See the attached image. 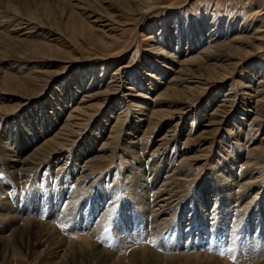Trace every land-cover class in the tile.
Returning <instances> with one entry per match:
<instances>
[{"label": "rangeland", "instance_id": "rangeland-1", "mask_svg": "<svg viewBox=\"0 0 264 264\" xmlns=\"http://www.w3.org/2000/svg\"><path fill=\"white\" fill-rule=\"evenodd\" d=\"M147 2L150 9L144 8ZM239 37L262 38L263 43H238ZM229 43L232 48L218 49ZM5 74L19 77L25 89L12 93L0 86V170L7 136L15 132L13 144L22 147L17 126L29 128L36 117L35 127L41 129L38 109V117L41 111L53 113L63 95L72 89L77 93L58 106V119L48 133L24 151L36 152V159L49 153L40 165L23 176L0 175V264L220 263L204 256L229 264H241V258L264 263L258 253L264 250V0H0V79ZM82 107L90 110L79 112ZM104 122L102 136L85 150L94 148L81 152L79 164L91 174L86 185L78 186L77 173L67 183L62 174L55 177ZM64 127L71 128L66 135L72 137L60 135ZM54 137L55 146H43ZM131 141H140L145 151L140 147L135 153ZM61 143L69 145L53 153ZM226 166L238 177H232L234 193L216 205L215 192H209V205L196 206L192 214L198 192L217 183L216 175ZM151 167L161 177L177 172L172 180L178 184L173 212H164L157 220L164 224L156 230L146 203L154 192L137 205L132 187L137 174ZM242 186L248 188L243 192ZM70 194L76 197L69 199ZM112 194L110 208L108 199L93 210L99 196ZM13 215L19 221H11ZM103 216L109 218L106 223ZM17 224L26 230L23 238L15 233ZM127 229L132 232L124 244ZM138 231L146 232L144 237ZM134 234L137 242H132ZM252 239L261 245L249 246L255 244ZM87 240L113 256L104 261ZM129 245L146 247L144 255L136 257L142 253ZM174 253L200 257L168 260Z\"/></svg>", "mask_w": 264, "mask_h": 264}, {"label": "bare ground", "instance_id": "bare-ground-1", "mask_svg": "<svg viewBox=\"0 0 264 264\" xmlns=\"http://www.w3.org/2000/svg\"><path fill=\"white\" fill-rule=\"evenodd\" d=\"M8 3V2H7ZM151 5H152V3H149V2H147V3H145V6H144V8H149L150 9V7H151ZM142 6V5H141ZM260 31V30H259ZM258 31V32H259ZM260 32H263V31H260ZM261 37V36H260ZM250 39H253V40H255V41H257V42H259V44H262L263 43V39L262 38H260V39H258V40H256V38H250ZM250 39H247L246 37H239L236 41L238 42V43H240V40L242 41V43H245V42H248L249 43V41H251ZM190 43V44H189ZM188 43V46L190 45V48H191V42H189ZM171 44V43H170ZM194 44V43H193ZM45 47V46H44ZM177 47L179 48L180 47V43H177ZM228 48H232V45H231V43H229V44H224V45H222V46H218V49H220V50H227ZM234 49V48H233ZM208 58V56L206 57V59ZM205 59V60H206ZM207 61V60H206ZM210 66V65H209ZM163 67H165V66H163ZM162 67V68H163ZM212 69H215V67L216 66H210ZM210 67H208V68H210ZM211 68H210V70H211ZM225 74H226V72H224V74H221L220 76L222 77L221 79H223V80H225L226 79V76H225ZM151 75H153V73L151 74ZM150 75V76H151ZM149 76V77H150ZM154 78V77H153ZM1 81H2V83H1ZM21 79L19 78V77H17V76H15L14 74H5L3 77H2V79H0V86L3 88V90H4V92L5 91H7V92H20L21 90H24L25 88H24V86L22 85V83H21ZM154 82V81H153ZM83 84V83H82ZM153 84V83H152ZM61 88V87H60ZM83 88V87H82ZM85 88V87H84ZM81 89V88H80ZM79 89V90H80ZM77 90L76 89H72L71 90V95H70V93L67 95V96H62L61 97V101H57L56 102V106L53 108V110L55 111V112H53V113H48V114H46V113H44V115H43V111H41L42 113H40V117H38L39 115H38V111H39V109H38V111H37V118L40 120V125H41V129H43L42 130V132H41V129H40V127L38 126H36L35 127V124H34V119L36 118H33L32 120L33 121H30V126H29V128H27L28 126H17L14 130H16L17 131V133H18V135L20 134V131H21V136H22V138H24V143H22V147H18V149L16 148V144L14 145L13 144V139H14V135H15V132H13V133H11L9 136H7V140H8V143L6 144V147H4V152H5V163H4V167L3 168H1L2 170H0V175H2V173L4 174V175H6V177H8V176H15V177H17V176H23V174H25L27 171H31L34 167H36V166H38V165H40V162H42L48 155H49V153H47L45 156H43V158H39V159H36V157L34 156L35 155V153L36 152H34L33 154L31 153V154H26V155H24V151L27 149L28 150V146L30 147V146H32L33 145V142L35 141V140H37L38 138H40L41 136H43L44 134H46V133H48V131H49V129L53 126V124H54V122L58 119V116H59V113H57V110L59 111V108H58V106H61L62 104H64L65 102H67V101H70V100H72V98L74 97V95H75V93H77L76 92ZM99 96V95H98ZM89 97H95V95L94 96H89ZM96 98V97H95ZM93 99V98H92ZM225 101V100H224ZM37 106V105H36ZM225 106V105H224ZM222 107V106H221ZM34 108H35V106L32 108V110H34ZM89 108L90 109H92V106L90 107L89 106ZM94 108V107H93ZM30 109V108H29ZM85 109H87L86 111V113H88V111L90 110V109H88V107L87 108H85V107H82V108H78L77 110L79 111V112H82V113H84L83 111L85 110ZM218 109V108H217ZM223 109H225V108H223ZM31 110V112H34V111H32ZM76 110V111H77ZM140 111H142V110H140ZM31 112H27V114L28 115H32L31 114ZM219 112V111H218ZM218 112H216V114H219ZM225 112V111H224ZM73 113V112H72ZM220 113H222V112H220ZM36 114V113H35ZM215 114V115H216ZM222 115V114H221ZM25 116H26V114H25ZM108 116H110L109 115V113L107 114V117ZM106 117V118H107ZM50 118V119H49ZM60 118V117H59ZM36 121V120H35ZM48 123H49V126H48ZM101 124V126H99V131H100V133H94V134H91L90 135V137H89V139H86V140H89V141H87L86 142V140H85V142H83L82 143V147H81V150H80V153L82 152V150H85V147L86 146H88L92 141L95 143V141L99 138V137H101L102 136V130L104 129V124H105V122L104 123H100ZM139 124H140V122H139ZM216 124V123H215ZM102 125H103V127H102ZM212 126H213V124H212ZM137 128H139L138 126H137ZM136 128V129H137ZM28 129V130H27ZM6 130V129H5ZM71 131V128L70 127H64L63 129H62V132L60 133V135H62V136H65L66 135V132H70ZM134 133V132H133ZM81 134V133H80ZM135 134V133H134ZM77 135V134H76ZM130 135V134H129ZM128 135V136H129ZM66 136H69V137H72V136H70V135H66ZM116 136V135H115ZM68 137V138H69ZM78 137V136H77ZM76 137V138H77ZM117 137V136H116ZM74 138V137H73ZM75 138V139H76ZM25 139H26V142H25ZM67 139V138H66ZM65 139V141H68V140H66ZM136 139H138V138H134V140H136ZM56 140H57V137H54V138H52V139H48V140H46L45 141V144L43 145V146H49L50 147V144H53L54 146L56 145ZM71 140L72 139H70V142H71ZM74 140V139H73ZM69 142V143H70ZM80 142V141H79ZM93 142H92V144H93ZM67 143V142H66ZM142 144V143H141ZM69 144H65V146H63V144L61 143L60 144V147H59V149H57V150H54V152L53 153H55V154H57L58 153V150H62V149H64V147H66V146H68ZM130 145H131V147H132V149H137V151L135 150V153H140V151H145L144 150V148L143 147H141L140 146V141H131L130 142ZM15 146V147H14ZM89 147V146H88ZM140 147H141V149H140ZM94 148V147H93ZM92 147H90V148H88V150L86 151H84L83 153H87V152H89V151H91L92 149H93ZM138 149H140V151L138 152ZM43 150V149H42ZM97 152H96V156H94L93 158H97L98 156H100V153L102 152V149H100V150H96ZM28 152V151H27ZM26 152V153H27ZM46 153V152H45ZM83 153H81V154H77L76 156V159H72L73 161H72V163L70 164V165H68V162L66 161V163L65 164H63V165H61L59 168H58V171L55 173V177H59V175H63V179H64V182L65 183H67V181H69V179H70V177L74 174L75 175V173H77V174H79V177H78V180H79V182H77V183H79L78 184V186H81V187H83V186H85L86 184H85V182H86V180L87 179H89L90 178V176H91V174H87V172H88V166L87 165H85V166H81L79 163V161H81V158L83 157ZM90 153V152H89ZM37 154H40V152L39 153H37ZM95 153H93V155H94ZM62 155V154H61ZM60 155V156H61ZM89 155V154H88ZM102 155V154H101ZM90 156V155H89ZM71 159V158H70ZM60 160V159H59ZM67 160H69V159H67ZM84 165V164H83ZM230 165V164H229ZM232 165H234L233 163H232ZM55 166V165H54ZM33 167V168H32ZM149 167V166H148ZM150 170L147 172L144 168H143V171L141 170L137 175L139 176V178H137V179H139L138 180V183H136V184H134V185H132V187H133V194L135 195V198H138V204L137 205H139V203H140V205H142V203L143 202H145V200H146V198H147V194L149 195L152 191L154 192V194H153V197H155L154 199H153V201L151 202L150 201V197H148L147 198V207L149 206L151 209H152V211H151V213H152V216L151 217H153L154 218V221H152L151 223H150V225L151 226H153L154 228H155V230H156V228L158 229V227H160V225H163V224H159L158 222H157V220H159L165 213L164 212H166V210L167 209H169V212H173V211H171L172 209V205H173V203L174 202H176L177 200H174V198H176V197H178L177 195H173V193L175 192V190L177 189V187H178V184H177V182H175L176 180H172L173 178H174V176H176L177 175V172H173V170H172V172L170 173H167V175H165V176H163V177H161V175L159 174V173H157L156 171H157V169L156 168H154V167H151V168H149ZM225 170H227V171H225ZM233 170H234V168H232V167H230V166H226L225 168H223V169H221L220 171L222 172V174L221 175H216L217 176V183H216V180L213 182V183H209L208 185H206L205 184V186H207L208 188L209 187H212L210 190H208V188H206L205 190H204V188H201V191H199L198 192V195H199V197L197 196V198L195 199L196 200V202L193 204L192 203V209H191V211H192V214L197 210L196 209V206H198L199 207V205L200 206H202V203H203V206L206 204H208L209 205V200H208V198H210V193L209 192H211V194H212V192L214 193L215 192V197H217V201H215L216 202V205L218 204V201H221V199H222V201H223V197L225 198V197H227L226 199H224V201L223 202H225L226 203V201H228L229 199L228 198H230L231 197V195H232V193H234V191H233V189L234 188H231V186H232V184H231V182H232V180H233V182L235 181L234 180V178L232 179V177H235V179H237L238 177H237V174L235 173V171L233 172ZM170 171V170H169ZM178 173H180V172H178ZM27 174V173H26ZM3 176V175H2ZM179 176V175H178ZM221 177H223V179H221ZM23 178V177H22ZM72 178H73V176H72ZM161 178H163V179H161ZM250 178V177H249ZM251 178H253V177H251ZM250 178V179H251ZM254 179V178H253ZM77 180V181H78ZM231 180V181H230ZM238 181V180H237ZM263 183V182H262ZM20 184H23L22 182H20ZM258 184H260V183H258ZM2 185V183L0 182V186ZM183 185V184H182ZM257 185V184H256ZM258 186V185H257ZM1 188H3V186H1L0 187V189ZM246 188H248V187H246V186H242L240 189H242V191L244 192L245 191V189ZM218 189V191L216 192V190ZM226 190L225 192L223 191V192H220L219 190ZM66 190V189H65ZM68 190V189H67ZM113 191V190H112ZM149 192V193H148ZM177 192V191H176ZM242 192V193H243ZM5 193V192H4ZM70 193V192H69ZM68 193V194H69ZM129 193V192H128ZM222 193H224V196L223 195H221ZM241 193V194H242ZM72 194V193H71ZM71 194H70V197H69V199H72V198H75L76 196H71ZM115 194V193H114ZM176 194V193H175ZM225 194H227V195H225ZM238 194V193H237ZM107 195H109L108 193H107ZM107 195H102V196H99V199H96V201L94 202V205H93V210H96V207H98V205H100L101 203H103V202H105L106 200H108L106 203H108V208H110L111 206H112V204L115 202V199H113L112 198V196H113V194L111 195V197L110 198H108V196ZM116 195V194H115ZM240 195V194H239ZM245 195H247V194H245ZM242 196V195H241ZM113 197H115V196H113ZM234 198V197H233ZM68 199V198H67ZM151 199H152V197H151ZM212 199V198H211ZM243 199V198H242ZM242 199H241V201H242ZM238 201V200H237ZM244 201H245V199H244ZM110 202V203H109ZM234 202V201H233ZM264 202V201H263ZM225 203H224V205H225ZM238 203V202H237ZM240 203V202H239ZM245 203V202H244ZM116 204V203H115ZM144 204V203H143ZM241 204V203H240ZM262 204V202L259 204V206H258V208H260V207H263V205H261ZM103 205V204H102ZM178 205V204H177ZM224 205H223V207H224ZM237 205V204H236ZM239 205V204H238ZM249 204H247V206H248ZM175 206V205H174ZM182 206V205H181ZM246 206V205H245ZM101 207V206H100ZM107 207V206H106ZM106 207H105V209H106ZM144 207V206H143ZM107 208V210H109ZM181 208V207H180ZM180 208H178V209H180ZM237 208V207H236ZM249 208H250V206H249ZM249 208H247V209H249ZM142 209V208H141ZM107 210H106V212H107ZM112 210H113V208H112ZM261 210H263L264 211V209L262 208ZM179 211V210H178ZM177 211V212H178ZM242 211V210H241ZM199 212V211H198ZM11 215V214H10ZM195 215H197V214H195ZM199 215H202L201 213L199 214ZM239 216V215H238ZM224 217H226V216H224ZM228 217V216H227ZM21 218V217H20ZM19 217H18V219H20ZM102 218V217H101ZM100 218V219H101ZM104 218V219H103ZM103 221L105 220V223H106V221H107V219H109L108 218V216H107V219H106V217H104L103 216ZM143 219H142V223L144 222L145 223V219H146V217H145V219H144V217H142ZM10 219H11V221H13L14 223L16 222V221H19V220H17V216H12V217H10ZM235 219V218H234ZM1 220H2V217H1ZM9 220V219H8ZM3 221V220H2ZM6 221V220H5ZM22 221V220H21ZM99 221V220H98ZM102 221V220H101ZM100 221V223H99V225H101L102 224V222ZM150 221V220H149ZM8 222V221H7ZM12 222V223H13ZM29 222V221H28ZM34 223V222H33ZM110 223V222H109ZM156 223H158V224H156ZM18 224H19V222H18ZM14 225L13 227L15 228V233L16 234H18L19 235V237H22L23 236V234L25 233L24 231H26V230H23L24 228H21V227H19V225ZM35 224H36V222H35ZM34 224V225H35ZM38 224V223H37ZM36 224V225H37ZM33 225V224H32ZM33 225V226H34ZM35 225V226H36ZM49 225V224H48ZM103 225V224H102ZM149 225V224H148ZM148 225H146V226H148ZM256 225H257V223H256ZM128 226V225H127ZM38 227V226H37ZM43 227V226H42ZM48 227V226H47ZM50 227V226H49ZM102 227V226H101ZM149 227V226H148ZM162 227V226H161ZM259 227V226H258ZM262 227H264V226H262ZM262 227H261V231L262 230H264V229H262ZM117 228V231H118V233H124V232H122V231H120L119 230V228L120 227H116ZM126 228V227H125ZM140 228V227H139ZM146 228V227H145ZM196 228V227H195ZM199 228V227H198ZM197 228V229H198ZM235 228V227H234ZM141 229V228H140ZM196 229V230H197ZM225 229V228H224ZM101 230V229H100ZM127 230H129V229H127ZM146 230H147V228H146ZM146 230H144V231H146ZM154 230V232H153V234L156 232ZM192 230V229H191ZM141 231V230H140ZM139 232L138 231V233H136V234H140V236H142L144 233H146V232ZM151 231V230H150ZM163 231V230H162ZM224 231V230H223ZM227 231V230H226ZM225 231V232H226ZM248 231V230H247ZM46 232H49V231H46ZM55 232V231H54ZM53 232V233H54ZM127 232H129V235L127 236H125V241H123L124 242V244H125V242L127 243V242H129V240H127L128 238L127 237H131V233L130 232H132V230H129V231H127ZM189 233H187V235H188V239H189V236H190V234H191V232L190 231H188ZM200 232V231H199ZM249 232V231H248ZM254 232V231H253ZM258 232V231H257ZM51 233L52 232H49V234H47V235H51ZM247 233V232H246ZM251 233V232H250ZM79 234V233H78ZM136 234H134L133 235V240L134 241H132V242H137L139 239L137 238V237H139V235H136ZM151 234V233H150ZM157 234V233H156ZM198 234V233H197ZM203 234V233H202ZM208 234V233H207ZM258 234V233H257ZM27 235V234H26ZM45 235V234H44ZM53 235H55V234H53ZM76 235V234H75ZM89 235V234H88ZM145 235V234H144ZM144 235H143V237H144ZM157 235H159V234H157ZM186 235V234H185ZM200 235H201V233H200ZM252 235V234H251ZM262 235V234H261ZM264 235V234H263ZM92 236H94V235H92ZM160 236H161V234H160ZM159 236V237H160ZM194 236H198V235H194ZM260 236V235H259ZM49 239H51V237H49V236H47ZM80 237V236H79ZM88 237V236H87ZM150 237H152V234H151V236ZM155 237V236H154ZM264 237V236H263ZM23 238V237H22ZM48 238H47V241H48ZM64 238V237H63ZM127 238V239H126ZM158 238V237H157ZM195 238V237H194ZM197 238V237H196ZM203 238V237H202ZM257 238V237H256ZM259 238V237H258ZM262 237H260V239H261ZM53 239H56V237L54 238H52V240ZM85 239V238H84ZM138 239V240H137ZM151 239V238H150ZM150 239H148V241L150 240ZM155 239H156V237H155ZM193 239V238H192ZM205 239V238H204ZM207 239V238H206ZM255 239V238H254ZM254 239H252V241L255 243V244H249V246L250 245H257V244H259V245H261L260 243V241L258 242L257 240H254ZM264 239V238H263ZM37 240H39V238H37ZM92 240V239H91ZM135 240H137V241H135ZM152 240V239H151ZM150 240V241H151ZM154 240V239H153ZM45 241V240H44ZM88 241V240H87ZM41 242V244L43 243V241L41 240L40 241ZM52 242V241H51ZM62 242V241H61ZM65 242V241H64ZM89 242V244L87 245V246H89L90 247V244H91V246L93 245L92 243H90V241H88ZM145 242H147V241H145ZM154 242V241H153ZM153 242H151V244L150 245H152L153 244ZM258 242V243H257ZM38 243V242H37ZM69 243V242H68ZM67 243V244H68ZM80 243V242H79ZM122 243V242H121ZM143 243V242H142ZM155 243V242H154ZM165 243V242H164ZM189 243V242H188ZM70 244H72V243H70ZM76 244V243H75ZM99 244V243H98ZM130 244V243H129ZM133 244H135V243H133ZM186 244H187V242H186ZM197 244V243H196ZM210 244V243H209ZM212 244V243H211ZM264 244V243H263ZM80 245L82 246V244L80 243ZM105 245V244H104ZM136 245V244H135ZM155 245V244H154ZM163 245H165V244H163ZM195 245V244H194ZM258 245V246H259ZM54 246H55V243H54ZM56 246H57V244H56ZM74 246V245H73ZM125 246V245H124ZM130 246V245H129ZM196 246H198V245H196ZM212 246V245H211ZM248 246V247H249ZM63 247H65L64 246V244H63ZM71 247V246H70ZM93 247V250H94V252L95 253H97L99 256H100V258H102V259H104V261H106V259L108 260L109 259V256L111 255V257L113 256L112 255V253H110L109 251H107V250H105V249H102L100 246V248H98V246L96 245H93L92 246ZM97 247V248H96ZM126 247H127V245H126ZM126 247H123V248H126ZM137 247V248H136ZM174 247V246H173ZM195 247V246H194ZM232 247V246H231ZM248 247H246V250H247V248ZM263 247V246H262ZM261 247V248H262ZM58 248V247H57ZM56 248V249H57ZM67 248V247H66ZM77 248V247H76ZM83 248H84V246H83ZM120 248H121V245H120ZM128 248H131V250H133L132 248H134V253H135V251L137 250V251H139V252H141L142 254H138V252H136L137 253V255H136V257H138V256H142V255H144L143 253H144V251L146 250V247H144V246H141V245H138V246H130V247H128ZM123 249V250H125L124 252H126L127 250H129V249ZM148 248V247H147ZM169 248H171L172 249V246H170ZM168 248V249H169ZM69 249V248H68ZM236 249V248H235ZM244 249V248H243ZM251 250V248H248V250ZM257 249V248H256ZM62 250V249H61ZM67 250V249H66ZM87 250V249H86ZM93 250H91L92 252H93ZM208 250V249H207ZM238 250V249H237ZM240 250V252H242L241 251V249H239ZM249 250V251H250ZM68 251V250H67ZM69 251H71L70 249H69ZM75 251V250H74ZM80 251H85V250H80ZM90 251V253H91V255H92V252ZM121 251H122V248H121ZM228 251V250H227ZM232 251V250H231ZM234 251V250H233ZM51 252V251H50ZM59 251H57V253H58ZM77 252V251H76ZM87 252V251H86ZM149 252H152L151 253V255H153V254H155L157 257H159V258H161V257H163L162 255H160V254H158L157 252H155V251H153V250H150ZM170 252V251H169ZM184 252V251H183ZM202 252V251H201ZM79 253V252H78ZM223 253V252H222ZM237 253H238V251H237ZM247 253V252H246ZM259 254H263L264 255V250L262 251V253H260V251L258 252ZM71 254H73V253H71ZM83 254H84V252H83ZM87 253H85V255H86ZM175 254V253H174ZM225 254V253H224ZM230 254H233L234 255V252L232 253H230ZM229 254V255H230ZM244 254V255H243ZM259 254H256V255H259ZM121 255V254H120ZM153 256V257H155L156 258V256ZM176 255V256H175ZM175 255H170V256H167V255H165V257L167 256V259L169 260L170 259V261L172 260V259H176L177 258V260L178 259H188V258H199L200 256L199 255H195V254H193L192 256H190V255H185V253L183 254H175ZM240 256L242 255V256H245V253H240L239 254ZM247 255V254H246ZM250 255V254H249ZM248 255V256H249ZM89 255H87V257H88ZM235 256V255H234ZM237 256V255H236ZM247 256V257H248ZM93 257H94V254H93ZM110 257V258H111ZM146 257V256H145ZM205 258H209L210 257V259L213 261V263L215 262V261H217V262H220V263H222V264H229L230 262H227L226 260H217L216 259V257H215V259H214V257L212 256H204ZM222 257V256H221ZM224 257V256H223ZM228 257V259L230 258L229 256H227ZM233 257V256H232ZM259 257V256H258ZM89 258H90V256H89ZM118 258V257H117ZM139 258V257H138ZM142 257H140V259H141ZM226 258V257H225ZM239 258V257H238ZM246 258V257H245ZM256 258V257H255ZM91 259V258H90ZM121 259V258H120ZM144 259V258H143ZM142 259V260H143ZM146 259V258H145ZM144 259V260H145ZM148 259V258H147ZM146 259V260H147ZM162 259V258H161ZM209 259V261H211ZM224 259V258H223ZM227 259V260H228ZM231 259V258H230ZM240 259V258H239ZM238 259V260H239ZM260 259V258H259ZM237 260V261H238ZM248 261V259H242L241 258V264H249L247 261ZM251 260V259H250ZM262 260H264V259H260V261H262ZM245 261V262H244ZM203 262V261H202ZM220 263H218V264H220ZM252 263V262H251ZM257 263V262H256ZM255 263V264H256ZM260 262H258V264H259ZM262 263H263V261H262ZM172 264V263H171ZM214 264H216V263H214ZM234 264V263H233ZM264 264V263H263Z\"/></svg>", "mask_w": 264, "mask_h": 264}]
</instances>
